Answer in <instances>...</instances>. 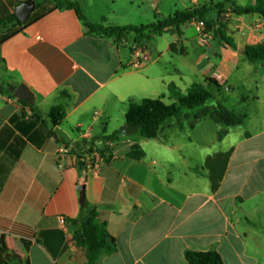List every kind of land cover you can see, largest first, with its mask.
Instances as JSON below:
<instances>
[{
    "label": "crops",
    "instance_id": "obj_1",
    "mask_svg": "<svg viewBox=\"0 0 264 264\" xmlns=\"http://www.w3.org/2000/svg\"><path fill=\"white\" fill-rule=\"evenodd\" d=\"M25 1L0 0V21ZM38 1L30 15L35 20L0 45V242L19 258L13 264H87L86 250L66 225V219L80 217L83 206L87 215L98 212L115 241V251L97 264H189L187 252H216L224 264H264V126L238 130L219 150L192 139L205 119L192 123L184 112L182 128L165 122L156 139H145L140 131L122 137L130 101L168 99L170 85L185 93L196 77L180 70L174 79L156 80L147 41L137 46L130 33L118 45L91 34L74 10L51 11ZM64 1L79 5L95 25L142 26L169 17L159 7L167 0ZM245 17L264 25L259 15ZM142 50L153 63L132 68ZM186 72L196 76V70ZM20 85L33 93L34 106L10 92ZM57 106L66 117L53 127L48 115ZM30 107L45 124H30ZM22 114L24 120L12 122ZM253 121L249 116L221 131V140ZM112 136L114 141L105 142V160L101 139ZM63 141L81 146L69 149L60 166ZM136 146L144 153L138 160L129 158ZM229 151L222 181H212L207 159ZM95 153L92 160L82 159Z\"/></svg>",
    "mask_w": 264,
    "mask_h": 264
},
{
    "label": "trees",
    "instance_id": "obj_2",
    "mask_svg": "<svg viewBox=\"0 0 264 264\" xmlns=\"http://www.w3.org/2000/svg\"><path fill=\"white\" fill-rule=\"evenodd\" d=\"M225 3L231 5L230 11L236 16L259 15L264 19V0H255L254 5L247 6L239 5L234 0H226V2L219 4L211 2L209 6H198L184 11H177L165 19L158 20L150 25L142 26L95 25L88 22L79 5L62 0H55V5L51 11L57 9L74 10L78 18L83 22L84 26L91 34H96L107 39H113L118 45L126 42L130 33L136 35V45L139 46L144 40L147 42L151 41L154 36H162L167 33L182 35V27L184 25L193 22H203L205 36H212L215 40H220L223 45L230 47L233 50H238L235 39L228 33V23L224 16L228 14L225 10ZM38 8L39 7L37 6V10ZM213 9L218 11V17L216 20L211 18ZM33 18L34 17H30L24 24H22L14 14L7 20L0 21V30L2 31L0 45L22 33L35 20ZM243 55L246 61L251 64L262 63L264 62V45L247 46L243 49ZM210 83L217 88L218 91L222 89V85L219 82L213 81ZM168 92L169 98L173 100V103L171 104H167L163 101L165 95L157 99H143L141 102L130 101L125 117L126 124L139 127L140 134L143 138L156 139L159 136L162 125L166 121L173 118L180 121L183 117L184 109L194 110L196 108L204 107L208 101L215 98L214 91L200 84L193 85L187 89L185 93L176 86L170 85ZM23 104L27 105L24 102ZM30 108L33 111L30 124H45L42 122L41 116L34 111L33 107ZM222 113L228 119L227 127L239 126L245 121V118L237 117L225 110H223ZM65 117V109L62 106L54 107L48 115L53 127L60 126ZM24 118L25 114L14 116L12 122L24 120ZM179 127H183L182 122H179ZM101 141L102 145L100 146V154L105 160H108L109 158H107V154L109 152L105 147V142L114 141V137H105L101 139ZM63 143L68 150L70 149V152H76L81 146L78 144L77 147H74L67 142L63 141ZM137 151L140 152L137 153ZM231 153V151L220 153L207 159L206 169L210 171L209 177L212 181H222ZM142 157H144V153L140 148L138 146L133 147L132 152L129 154V158L138 160ZM84 209H86V206L82 207V213L78 219H66V225L73 232V240L76 245L86 250L88 258L87 264H97L102 256L115 251V241L109 234L107 225L99 220L98 212L95 209H92L87 215L83 212ZM186 259L189 264H224L222 257L216 252H187ZM17 260L19 261L18 257L9 254V250L2 239L0 242V264H13V262Z\"/></svg>",
    "mask_w": 264,
    "mask_h": 264
},
{
    "label": "rangeland",
    "instance_id": "obj_3",
    "mask_svg": "<svg viewBox=\"0 0 264 264\" xmlns=\"http://www.w3.org/2000/svg\"><path fill=\"white\" fill-rule=\"evenodd\" d=\"M234 1L239 5L247 6L252 0ZM38 2H41V0ZM210 2L219 4L226 2V0H199L198 6H209ZM44 3L45 6L54 7L55 0H44ZM225 5V10L228 12L224 15L228 23V33L235 39L238 50L223 45L220 40H215L212 36H205L204 30L199 29V22L184 25L182 35L167 33L157 36L156 41L152 39L147 42L153 53L152 59L156 61L153 66L156 80L161 77H163V80L165 78L174 79L176 73L178 74L182 70L187 78L196 77L190 87L200 84L214 91L215 98L208 101L204 107L194 110L184 109L183 112L189 114L188 120L192 123L205 119L193 131L192 139L199 138V141H202L207 147L216 144L217 150L232 143L233 137L239 131L248 129L253 132L255 131L254 127L264 126V62L251 64L246 61L243 53L239 52L247 46L264 45V25L262 26L259 21H250L245 16L234 15L230 11L231 5L228 3H225ZM159 7L164 15L170 16L177 11L192 8L193 2L192 0H167ZM217 17L218 11L213 9L211 18L216 20ZM138 21L140 23L144 22V20H137V23H139ZM167 46L168 52H164ZM161 52H164L162 56H160ZM145 53L147 52L142 50L143 56L147 55ZM186 70H196V76L189 75ZM213 81H217L222 85L220 91L211 85L210 82ZM164 101L167 104L172 103L170 102L172 100H169V94L168 99L166 96ZM223 110L237 117L245 118V121L251 116L254 121L246 128L234 129L236 131L231 137L226 140L220 138L219 141L216 137H220V132L225 133L228 128L226 126L228 119L222 113ZM170 120L176 122L178 127L179 122L184 121L183 119L178 121L175 118Z\"/></svg>",
    "mask_w": 264,
    "mask_h": 264
},
{
    "label": "water",
    "instance_id": "obj_4",
    "mask_svg": "<svg viewBox=\"0 0 264 264\" xmlns=\"http://www.w3.org/2000/svg\"><path fill=\"white\" fill-rule=\"evenodd\" d=\"M35 9H36V0H27L17 7L15 16L17 17L20 23L24 24L29 19L30 15L35 11ZM239 52L243 53V50H239ZM10 92L18 100L25 102L29 106H34L35 104L34 95L25 85H20L17 88L11 87ZM139 130L140 129L137 126L125 124L120 128L119 132L122 137H128L136 134ZM78 191L80 194V203L84 205L85 202L84 186H80L78 188Z\"/></svg>",
    "mask_w": 264,
    "mask_h": 264
},
{
    "label": "built area",
    "instance_id": "obj_5",
    "mask_svg": "<svg viewBox=\"0 0 264 264\" xmlns=\"http://www.w3.org/2000/svg\"><path fill=\"white\" fill-rule=\"evenodd\" d=\"M203 29L204 30V23L203 22H199V29ZM148 63H153V60L151 58H149L148 56H143L140 52L135 53V59L132 62V68H140L141 66H143L144 64H148ZM70 152L69 150L62 146L60 148V150H58L57 152V160L60 166H62V162L65 158L69 157ZM95 154H89V155H83L82 159L84 160H92V157H95ZM80 159V158H79ZM62 222L64 223V220H62Z\"/></svg>",
    "mask_w": 264,
    "mask_h": 264
}]
</instances>
